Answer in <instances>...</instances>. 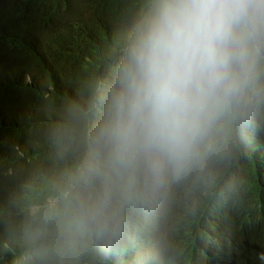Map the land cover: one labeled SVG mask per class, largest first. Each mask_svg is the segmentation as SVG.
Masks as SVG:
<instances>
[{"label": "clouds", "instance_id": "clouds-1", "mask_svg": "<svg viewBox=\"0 0 264 264\" xmlns=\"http://www.w3.org/2000/svg\"><path fill=\"white\" fill-rule=\"evenodd\" d=\"M121 23L106 74L52 133L57 175L22 224L23 264H110L137 242V264H158L175 189L264 132V0H132Z\"/></svg>", "mask_w": 264, "mask_h": 264}, {"label": "trees", "instance_id": "trees-1", "mask_svg": "<svg viewBox=\"0 0 264 264\" xmlns=\"http://www.w3.org/2000/svg\"><path fill=\"white\" fill-rule=\"evenodd\" d=\"M131 4L0 0V264H23L22 224L57 175L52 133L69 102H82L84 82L106 74ZM153 228L158 264H264V132L238 139L177 187ZM138 245L110 264H137Z\"/></svg>", "mask_w": 264, "mask_h": 264}]
</instances>
